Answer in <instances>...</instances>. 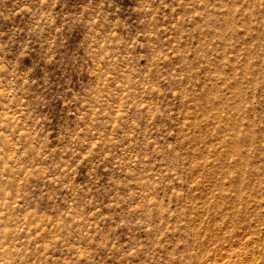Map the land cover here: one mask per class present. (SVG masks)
Instances as JSON below:
<instances>
[{"label": "rangeland", "instance_id": "rangeland-1", "mask_svg": "<svg viewBox=\"0 0 264 264\" xmlns=\"http://www.w3.org/2000/svg\"><path fill=\"white\" fill-rule=\"evenodd\" d=\"M0 264H264V0H0Z\"/></svg>", "mask_w": 264, "mask_h": 264}]
</instances>
